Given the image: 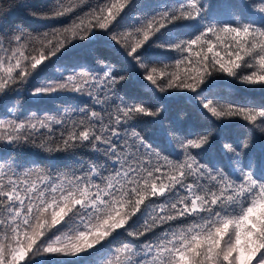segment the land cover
I'll return each mask as SVG.
<instances>
[{
	"label": "snow or ice",
	"instance_id": "snow-or-ice-1",
	"mask_svg": "<svg viewBox=\"0 0 264 264\" xmlns=\"http://www.w3.org/2000/svg\"><path fill=\"white\" fill-rule=\"evenodd\" d=\"M133 6V0H104L66 28L42 36L18 29L9 47L0 43L5 54L0 93L43 70L74 39H89L99 29L144 69L154 92L187 90L217 125L240 117L264 132V108L222 104L203 95L216 76L264 88V0L251 6L260 14L258 22L208 21L200 0H181L131 31L110 32ZM71 11L57 0L32 15L59 18ZM185 27L195 34L181 39ZM173 51L180 54L174 65L158 59ZM100 63L98 71H73L32 93L87 96L99 110L85 102L72 109L79 119L66 108L60 116L0 124V140L9 144L23 141L48 153L86 148L106 158L60 174L37 166L5 173L0 165V264H33L37 256L48 257L45 264H68L65 257L82 264V258L120 237L129 239L112 250L107 264H264V156L256 164L259 176L247 163V151L236 177L210 167L196 151L211 148V130L186 135L179 142L180 159L155 150L132 124L160 117L163 108L118 96L117 86L128 77L115 65ZM53 125L60 126L58 136ZM35 133L43 137L39 143ZM248 147L229 143L223 151L230 163H239Z\"/></svg>",
	"mask_w": 264,
	"mask_h": 264
},
{
	"label": "trees",
	"instance_id": "trees-1",
	"mask_svg": "<svg viewBox=\"0 0 264 264\" xmlns=\"http://www.w3.org/2000/svg\"><path fill=\"white\" fill-rule=\"evenodd\" d=\"M57 0H0V43L5 48L9 47V40L18 29L33 36H42L56 29L70 26L73 20L85 16L92 8L103 3L104 0H62V3L72 8V11L59 18H41L32 13H43L54 5ZM181 0H133V7L125 10L123 18H118L110 26V32L119 34L131 31L140 24L158 13L166 6L180 3ZM204 5L208 21L219 22H251L259 21L260 14L253 11V0H200ZM227 5H234L227 7ZM245 5L250 7L245 8ZM195 34L191 28L180 29V38L186 39ZM71 39V33L68 34ZM220 50L219 48L214 51ZM27 54V52H26ZM0 52V56H4ZM211 55V54H209ZM180 56L177 52H165L158 59L164 63L173 64ZM104 63L116 66L118 73L126 75L127 80L117 86V95L125 96L129 100L143 101L149 106L163 108V114L156 118L142 117L133 122L135 127L144 136L145 140L157 151L173 159L182 158L179 142L187 135L211 130L214 140L211 148L196 151L201 162L210 167L216 165L229 172L233 177L238 176L240 167L243 166V152L247 151V163L256 170V164L264 156V132L248 125L242 118H233L226 122V126L217 125L210 115L202 109L193 93L185 90H170L165 93L153 91L150 82L144 80V69L131 57H127L123 47L110 40V33L96 30V35L89 39H74L61 54L46 61L47 67L30 76L25 82H17L6 93H0V124L7 121H27L30 117L44 118L47 115L60 116L67 108L69 112L75 106H84L85 102L91 105L87 96H77L71 93H58L50 96L35 97L34 89L49 82H57L62 75L66 77L73 71L84 68L98 71ZM27 63V62H25ZM156 60H153V64ZM183 67V66H182ZM170 68L169 71H174ZM158 81L162 78L157 74ZM204 96L213 98L222 104L264 108V88L260 86H245L226 76L211 78L209 87L204 91ZM98 109V106L91 105ZM72 119H79V115L72 112ZM59 135L60 126L53 125ZM3 130H0L2 132ZM47 133V130H42ZM33 139L40 142L43 137L39 133ZM240 145L247 143L249 147L241 150L240 162L236 159L229 162V155L223 151L226 144ZM103 157L86 148L70 149L64 152L48 153L23 141L9 144L0 140V165L4 172L10 168L17 172L27 170L33 166L41 167L54 174L71 173L79 170L91 160L105 163ZM259 170L256 175L259 176ZM5 182L7 177H4ZM51 235V234H49ZM127 237H120L111 245L95 251L93 254L82 258V264H107L112 250L119 246ZM48 257H33V264H45ZM73 264L75 258H62Z\"/></svg>",
	"mask_w": 264,
	"mask_h": 264
}]
</instances>
